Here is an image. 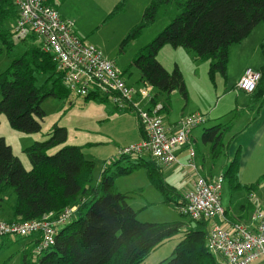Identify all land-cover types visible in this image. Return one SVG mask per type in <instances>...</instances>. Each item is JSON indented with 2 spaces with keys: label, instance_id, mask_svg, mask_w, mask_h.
I'll return each mask as SVG.
<instances>
[{
  "label": "trees",
  "instance_id": "trees-1",
  "mask_svg": "<svg viewBox=\"0 0 264 264\" xmlns=\"http://www.w3.org/2000/svg\"><path fill=\"white\" fill-rule=\"evenodd\" d=\"M173 1L180 13L139 50L132 64L140 70L141 82L156 91L152 104H162L161 115L170 112L173 92L178 90L188 101L181 69L176 65L169 72L158 59L164 46L191 51L196 60L210 63L212 77L226 76L230 48L242 43L264 23V0H153L123 46L154 23L162 5ZM121 8L122 2L114 12ZM16 17L13 3L0 0V41L9 49L15 45L12 24ZM21 42L26 47L24 54L0 74V123L1 117L6 116L12 128L27 134L39 133L46 115L43 102L49 97L69 96L70 91L56 64L42 51L38 39L32 36ZM258 73L261 80L250 94L247 107L251 111L259 110L264 104V66ZM45 74L47 78L39 84L40 76ZM163 96L165 101L161 100ZM90 98L108 102L98 96H88L85 100ZM231 127V122L216 123L204 129L202 142L210 145L213 161L225 153V139ZM139 128L145 138L141 124ZM47 136V140L35 142L24 150L32 165L30 170L5 138H0V192L14 191V220H39L77 207L73 217L57 229L55 243L35 259L33 250L40 240L34 236V246L29 249L30 253L24 254L23 264H141L153 251L177 236L181 240L172 254L158 264H223L208 246V222L192 220L182 213L185 194L165 180L164 169L156 160L122 156L95 180V162L86 157L82 146L66 144V128L55 125ZM54 149L57 151L50 153ZM240 150L223 173L225 178L229 175L237 182ZM141 168L146 169L152 184L166 196V202L176 206L185 219L160 223L138 219V212L128 203L130 197L118 190L116 180ZM259 182L248 187L249 190L255 189Z\"/></svg>",
  "mask_w": 264,
  "mask_h": 264
},
{
  "label": "rangeland",
  "instance_id": "rangeland-1",
  "mask_svg": "<svg viewBox=\"0 0 264 264\" xmlns=\"http://www.w3.org/2000/svg\"><path fill=\"white\" fill-rule=\"evenodd\" d=\"M54 1L60 14L75 22L78 35L96 46L103 55L114 60L123 71L126 81L138 87L142 85L141 74L140 70L132 65L133 60L139 50L152 42L180 13L174 1L162 5L156 14L154 23L144 28L138 38L127 46H123L124 40L130 31L140 24L146 9L153 0ZM121 2L122 8L114 12ZM254 33L250 38L256 37L255 40L248 43L243 52L238 49H241L239 47L244 45V42L233 45V56L231 63L229 61L226 76L217 74L212 77L209 74V62L196 60L193 52L174 48L171 45H166L161 49L158 59L169 72L173 71L176 65L181 69L188 90V101L178 90L171 94V110L162 115L166 124L179 121L183 118H180L181 116L186 117L197 111L207 115L209 118L207 123L198 127L192 134L197 142L196 151L199 159L202 161L206 159L214 166L215 173L223 174L238 150L241 149L240 165L237 169L239 179H241L243 159L249 152L248 158L251 157V160L245 178L250 169L256 166L257 179L260 177V182L258 181V186L251 190L250 195L252 194L257 202L264 199V141L258 144L255 150L252 145L253 139L247 138L250 134L247 126L255 114L247 109L250 94L240 88V82H236L239 76L246 75L248 68L257 73L264 66V23H261ZM25 50V44L21 41H15L12 49L7 48L0 41V74L11 66L14 59L24 54ZM47 76L46 74L41 75L39 84H42ZM155 94L154 90L152 95ZM165 99V96L161 98L164 101ZM43 109L46 115L41 121L42 131L39 133L20 132L10 126L6 116L1 117L0 138H5L6 142L12 146L14 153L21 159L27 170H30L32 165L24 150L35 142L47 140V134L55 125L67 129V145L82 146L86 157L95 162V180L100 179L105 168L121 158L119 152L122 148L138 144L143 140L138 115L132 112H119L110 102H101L94 98L85 100L84 97L70 93L65 97L47 98L43 102ZM230 122L232 127L226 135L225 153L213 161L210 145L202 142L203 131L216 123ZM193 144H195L194 141ZM56 151L57 149H54L50 153ZM144 158L150 160L148 154ZM233 176H236L235 173ZM164 177L168 183L183 193L190 187L191 180L182 168H165ZM231 177L228 175L225 178L223 186L222 205L225 207L240 195H249L244 186H239V180L237 182ZM116 185L121 193L130 197L128 203L138 212V219L142 222L160 223L186 218L181 216L176 206L166 202V196L152 184L145 168L118 176ZM0 198L4 199L0 216L8 219L12 216V206L15 202L14 191L8 189L0 192ZM57 217L53 214L52 218ZM180 240L181 236H177L167 241L141 264H158L168 258ZM30 241L31 238L17 236L0 239V264H23L24 254L31 252L27 249ZM219 261L222 263L220 259Z\"/></svg>",
  "mask_w": 264,
  "mask_h": 264
},
{
  "label": "built area",
  "instance_id": "built-area-1",
  "mask_svg": "<svg viewBox=\"0 0 264 264\" xmlns=\"http://www.w3.org/2000/svg\"><path fill=\"white\" fill-rule=\"evenodd\" d=\"M10 1L17 10L12 24L13 39L23 41L35 36L42 51L62 73L71 94L106 98L117 111L138 114L145 138L122 148L121 157L141 159L148 154L163 169L177 165L187 172L191 183L184 192L186 203L181 211L192 220L208 222V246L223 264H255L264 257V209L257 207L248 224L229 223L222 205L224 175L209 179L200 171L192 133L207 123L208 116L196 112L175 124H166L160 113L162 104H152L154 88L144 82L139 87L129 84L117 63L83 40L75 22L64 18L51 0ZM260 80V73L248 70L240 81V88L251 94ZM178 151L186 153L184 159L179 158ZM76 210L75 206L67 208L56 219L52 218L53 214L31 221L0 218V239L38 236L40 241L33 250L36 258L55 243L57 229Z\"/></svg>",
  "mask_w": 264,
  "mask_h": 264
},
{
  "label": "crops",
  "instance_id": "crops-1",
  "mask_svg": "<svg viewBox=\"0 0 264 264\" xmlns=\"http://www.w3.org/2000/svg\"><path fill=\"white\" fill-rule=\"evenodd\" d=\"M53 4L56 7L54 0H53ZM255 30L253 31L252 34H255L254 33ZM252 34L250 36H253ZM250 36L243 41L245 44L240 45L241 47H239V48H241V49H238V51L243 52L245 50V46L248 43L253 42L255 40L256 37L250 38ZM232 56H233V46L230 49V60H229L230 63L232 60ZM248 70H251V68H248L247 71ZM242 78H243V75L239 76L236 79V82L237 83L240 82L242 80ZM197 112H200V111H197ZM253 112L255 114V117L249 122V125L247 126V130H249V133H250L249 137H247V138L253 139L252 145H254V149L256 150L258 144H260L262 141H264V104L261 106V108L259 110L255 109ZM184 116L185 115L181 116L180 118H182ZM177 122H178V120L174 121L172 123H168V124H175ZM193 141H194V143H195L194 145L196 147L197 142L195 141V138L192 135V142ZM249 155L250 154L248 152L246 154V156L244 157L245 160L243 159V165H244L243 166V172L241 175V179H239V182L241 183V187L244 186L246 191L249 192V195L248 196L240 195L235 200H232L230 202L229 206H227V207L223 206L224 209L226 210V216L228 218V219L227 218L226 219L229 223H245V224H248L251 221L252 213L256 210L257 207L264 209V199L262 198L263 200H259L256 202L254 196H252V194L250 195V193H252V191H251L252 189L249 190V188H248L251 185L256 184V182H258L260 180V177L257 179L258 169H256V166H254L250 169L247 178H245L246 173H247V167L249 166V162L251 160V157L248 158ZM178 156L180 159H184L186 156V153L178 151ZM197 163L199 165L201 173L204 176L208 177L209 179H213L214 177L222 174V173H218V174L215 173L214 172V166L209 164V162L206 159H203V161L200 160L198 152H197ZM168 168L169 169H175V168H181V167L174 165V166L167 167L166 169H168ZM223 169H222V171H223ZM187 176L189 178L188 174H187ZM185 190L187 191L188 188ZM3 201H4V199L0 198V213L3 211ZM0 218L4 219V220H14L13 213H12V216L8 219L2 218L1 216H0ZM218 222L223 223L224 221L222 222L221 220H218ZM224 223H227V222H224ZM30 238H31V241L27 246L28 249H31L34 246V244H32V240L34 237H30ZM255 264H264V257H262L260 260H258Z\"/></svg>",
  "mask_w": 264,
  "mask_h": 264
}]
</instances>
